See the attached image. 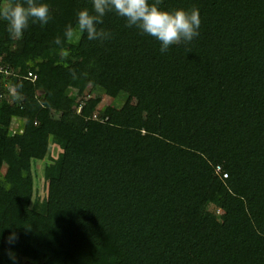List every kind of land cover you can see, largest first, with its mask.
<instances>
[{"label":"trees","instance_id":"obj_1","mask_svg":"<svg viewBox=\"0 0 264 264\" xmlns=\"http://www.w3.org/2000/svg\"><path fill=\"white\" fill-rule=\"evenodd\" d=\"M44 2L20 38L0 20V264H264V0H160L201 19L164 54L114 12L89 41L92 0Z\"/></svg>","mask_w":264,"mask_h":264},{"label":"clouds","instance_id":"obj_2","mask_svg":"<svg viewBox=\"0 0 264 264\" xmlns=\"http://www.w3.org/2000/svg\"><path fill=\"white\" fill-rule=\"evenodd\" d=\"M114 12L125 19L128 27H135L142 33L155 38L160 43L161 54L170 46L188 44L199 36L201 25L199 9H166L160 6V0H92V11L82 9L76 13V24L89 41L103 40L110 33L98 26L103 24V17ZM50 9L44 0H19V2L0 6V20L6 22L9 34L20 38L31 23L46 25ZM72 35L71 25L65 33ZM59 43V40H57ZM19 237L11 233L7 242L15 245ZM9 264H18L17 258L8 252Z\"/></svg>","mask_w":264,"mask_h":264},{"label":"rangeland","instance_id":"obj_3","mask_svg":"<svg viewBox=\"0 0 264 264\" xmlns=\"http://www.w3.org/2000/svg\"><path fill=\"white\" fill-rule=\"evenodd\" d=\"M86 93L89 94L90 96H96V95L101 93V90L88 88ZM123 102L124 101L122 99H114V98H111L107 95H104V98H103L99 108L102 109L109 104L121 106L123 104ZM20 128H21V122L20 121L15 122L13 125V130L17 131ZM60 151H61V149L59 146L52 145V147H51L52 157L58 156ZM50 162H51V159L48 157L43 161H36L33 165V172H34V176H35V188H36L38 196H40L41 198L45 197V195L47 194V189H46L47 186H46V180L44 177V173H45L46 165L50 164ZM3 171H5V168Z\"/></svg>","mask_w":264,"mask_h":264},{"label":"built area","instance_id":"obj_4","mask_svg":"<svg viewBox=\"0 0 264 264\" xmlns=\"http://www.w3.org/2000/svg\"><path fill=\"white\" fill-rule=\"evenodd\" d=\"M4 63H5V59H4L3 56L0 55V73H4L7 76H11V75L15 74L11 70L4 68V66H3ZM29 76H32V73H29ZM34 78H36V76H34ZM11 91L14 92V88L13 87H11ZM218 171H221V167L218 168ZM224 177H227V174H224Z\"/></svg>","mask_w":264,"mask_h":264}]
</instances>
